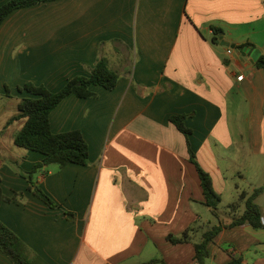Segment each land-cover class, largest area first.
<instances>
[{"label":"crops","instance_id":"crops-1","mask_svg":"<svg viewBox=\"0 0 264 264\" xmlns=\"http://www.w3.org/2000/svg\"><path fill=\"white\" fill-rule=\"evenodd\" d=\"M261 38L264 0H55L12 12L0 25V177L6 196H22L0 206V219L35 252L31 264H195L193 243L168 236L192 229L199 242L233 215L222 220L205 205L170 117L187 115L191 148L218 194L230 178L242 180L237 197L261 187L264 69L252 56L264 55ZM100 55L119 74L116 88L92 86L97 98L72 94L50 114L54 133L79 130L89 145L88 165L36 174L59 206L50 208L24 177L44 156L15 144L29 96L18 87L58 92L90 76ZM209 251L208 263L264 264V228L226 227ZM0 264H13L1 250Z\"/></svg>","mask_w":264,"mask_h":264},{"label":"trees","instance_id":"trees-1","mask_svg":"<svg viewBox=\"0 0 264 264\" xmlns=\"http://www.w3.org/2000/svg\"><path fill=\"white\" fill-rule=\"evenodd\" d=\"M55 0H10L0 7V25L15 10L30 7L43 2ZM215 36L213 43H217L216 35L218 29H213ZM239 46L238 48L245 47ZM258 68L264 69V55L256 62ZM119 74L109 67L107 59L100 55L95 66L90 71L88 77H76L70 80L58 92L50 91L44 85H35L27 83L18 87L20 92H27L29 96L22 99L19 104V115L16 119L24 118L23 128L15 135V144L21 148L36 151L44 157L40 163L35 165L30 172L24 174L29 182V189L39 199H41L50 208H59L57 203L39 187L35 180L38 173L48 175L50 167L58 169L69 163L88 165L89 163V145L83 134L79 130H73L63 133H54L51 129V112L68 96L74 94L80 98H97V94L91 89L92 86H102L107 90H114L117 86ZM6 95L10 96V89H6ZM186 114L173 115L170 122L185 135L189 161L196 167L203 193L205 196V205L212 213L219 217L218 209L221 204V195L214 188L212 176L204 170L193 152L189 140L192 130L185 125ZM0 177V206L7 201L22 196L16 194L13 198L6 196L1 186ZM264 194V184L261 187L254 188L251 192L242 191L238 198L228 205L230 213L233 215V221L225 226L222 223L210 227L202 235V240L192 242L190 231L188 229L179 238L169 235L168 239L173 244L193 243L195 248V264H207L210 256L209 243L214 241L220 232L226 227H235L249 224L255 230L263 229L264 223L259 206L256 203L257 198ZM0 250L6 254L13 264H31L35 258V252L16 234L11 228L0 219ZM150 263L166 264L163 260L155 259ZM226 264H244L241 256H232Z\"/></svg>","mask_w":264,"mask_h":264},{"label":"rangeland","instance_id":"rangeland-1","mask_svg":"<svg viewBox=\"0 0 264 264\" xmlns=\"http://www.w3.org/2000/svg\"><path fill=\"white\" fill-rule=\"evenodd\" d=\"M260 42H262V43H264V38H261V40H260ZM219 155V154H218ZM221 156H223V155H220V156H218L219 157V161L220 162H224V160L222 159V157ZM228 163V162H227ZM52 167H54V166H51L50 167V169L52 168ZM54 169H58L57 167H55ZM241 179L240 178H230V183H229V190H227V191H225V192H223V194L221 195V199H222V201H221V204H220V206H219V209H218V213L221 215V218H222V220L224 219V220H227V218L228 219H230L229 218V216H230V210H229V208H228V205L230 204V203H232V202H234L238 197H237V194H236V187H235V182L237 183V182H240L241 183ZM259 183L258 184H260V182H262L261 180H259L258 181ZM29 183V182H28ZM242 186H244V187H242V188H244L245 190H249V186H247V185H242ZM256 203L258 204H260V206L262 207V208H264V194H262L261 196H259V198H257V201H256ZM219 221V220H218ZM258 250H261V248H258ZM207 263H208V260H207ZM208 264H216V263H214V262H209Z\"/></svg>","mask_w":264,"mask_h":264},{"label":"water","instance_id":"water-1","mask_svg":"<svg viewBox=\"0 0 264 264\" xmlns=\"http://www.w3.org/2000/svg\"><path fill=\"white\" fill-rule=\"evenodd\" d=\"M252 56H253L254 61H257L260 57V51L259 50L253 51Z\"/></svg>","mask_w":264,"mask_h":264},{"label":"built area","instance_id":"built-area-1","mask_svg":"<svg viewBox=\"0 0 264 264\" xmlns=\"http://www.w3.org/2000/svg\"><path fill=\"white\" fill-rule=\"evenodd\" d=\"M231 52H232V50L229 49V50H228V53H231ZM263 223H264V222H263Z\"/></svg>","mask_w":264,"mask_h":264}]
</instances>
